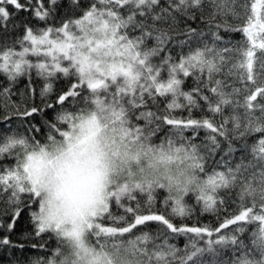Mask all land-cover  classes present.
I'll list each match as a JSON object with an SVG mask.
<instances>
[{"label":"snow or ice","instance_id":"6c2138e0","mask_svg":"<svg viewBox=\"0 0 264 264\" xmlns=\"http://www.w3.org/2000/svg\"><path fill=\"white\" fill-rule=\"evenodd\" d=\"M0 73L8 264H264V0H0Z\"/></svg>","mask_w":264,"mask_h":264},{"label":"trees","instance_id":"16d2710c","mask_svg":"<svg viewBox=\"0 0 264 264\" xmlns=\"http://www.w3.org/2000/svg\"><path fill=\"white\" fill-rule=\"evenodd\" d=\"M5 76L3 75V73H0V84L4 83L5 81ZM26 82V77H22L20 81H18V85L20 87H23V84ZM191 83V82H189ZM186 114V113H185ZM203 219L205 221L208 220V216L205 215L203 217ZM180 244L182 246L183 244V239L180 240ZM17 253H11L10 251L8 250H5V249H0V264H8V260L11 259L13 256H15Z\"/></svg>","mask_w":264,"mask_h":264}]
</instances>
